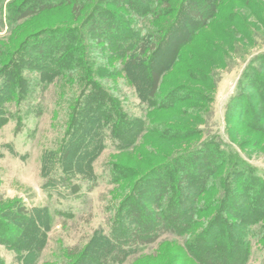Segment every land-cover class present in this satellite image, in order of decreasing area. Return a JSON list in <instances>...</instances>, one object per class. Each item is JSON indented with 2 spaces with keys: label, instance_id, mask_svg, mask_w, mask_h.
<instances>
[{
  "label": "rangeland",
  "instance_id": "374dc122",
  "mask_svg": "<svg viewBox=\"0 0 264 264\" xmlns=\"http://www.w3.org/2000/svg\"><path fill=\"white\" fill-rule=\"evenodd\" d=\"M203 1L215 14L199 28L192 41L180 49L177 60L167 66L185 31L176 33V41L169 44V52L159 58L162 59L159 97L150 106L138 97L122 75V59L112 55L114 50L106 42L99 46L103 50L94 54L84 37L72 42L74 51L65 57L63 66L68 73L50 75V82L44 89L41 87L45 81L38 83V72H29L37 88L23 104H19L18 97L17 103L14 99L16 104H5L11 117L0 124V202L4 204L0 207V223L7 226V237H20L25 248H31L35 243L40 250L36 253L31 250L32 253L21 261L13 250L0 244V264H98L95 260L104 246L100 240L102 232H109L118 203H125L127 197H132L130 189L137 174L161 162L175 150L195 146L210 137L220 138L264 177V130L255 129L253 124L247 123L245 115L241 116L235 110L229 121L225 118L228 102L236 91H240V98L245 96L254 109H259L261 104L256 89L264 87V0H219L216 5L211 0ZM12 2L0 0V73L9 63L11 53L28 36L46 29L80 28V20L85 17L83 14L77 19L70 5L64 4L9 24L6 13ZM149 3L156 12L137 16L147 17L149 30L165 26L163 21L167 18L173 19L174 16H167L157 1L149 0ZM109 9L118 12L121 18L128 17L126 8L113 5ZM144 22L140 21L142 25ZM187 23L191 27L196 25L189 20ZM78 32L85 33V30L82 27ZM60 36L58 34L51 43L57 46ZM252 63L255 67L262 63L261 68L253 71L249 68ZM88 77L106 90L117 106L144 118L146 130L134 145L117 149L107 138L105 146L98 150L97 135L93 131H80V128L75 129L67 145L63 143L78 104V95ZM45 78L43 75L42 80ZM172 90L185 93L183 96L188 99L183 101L182 98L170 107L161 105ZM20 121L22 125L18 129ZM164 124L186 127L175 134L182 138L170 139L163 131L160 134L159 129ZM91 145L95 147L89 153L87 149ZM68 151L75 169L82 171L76 178L79 190L71 192L60 187L59 191H46L42 186L45 164L52 165L61 152L66 160ZM88 157H91V170L86 165ZM113 164L129 166V173L126 170L128 174L116 180L110 174ZM228 168L229 162L222 163L206 184L193 215V219L196 217L195 230H202L210 218L225 208L219 206V201ZM255 189H258L256 183L254 188H243L239 193L247 194L246 198L236 201L237 205L247 208L248 196ZM23 204L29 209L30 221L10 217ZM143 207L146 210L152 208L148 203ZM261 210L264 214V209ZM34 217L42 229L35 225ZM231 219L225 214V219L220 220V232L215 235L221 242L228 241L231 236L225 226ZM248 229L249 249L246 255L241 254L237 263L264 264V216H255ZM41 230L44 238L39 233ZM184 248L180 236L164 234L154 244L130 253L123 262L110 264H199L186 255ZM72 253H76L75 256H71Z\"/></svg>",
  "mask_w": 264,
  "mask_h": 264
},
{
  "label": "trees",
  "instance_id": "16d2710c",
  "mask_svg": "<svg viewBox=\"0 0 264 264\" xmlns=\"http://www.w3.org/2000/svg\"><path fill=\"white\" fill-rule=\"evenodd\" d=\"M154 1H157L158 6L161 4L167 16L174 17L171 20L165 19L163 21L165 26L149 30L147 17H137L146 16L148 12H156L151 8L149 0H17V2L13 0L6 13L9 24L53 7L68 4L77 19L85 15L83 20H80L81 23L79 22L80 28L83 27L85 33L78 32L80 28L76 26L46 29L28 36L21 46L11 53L9 63L0 73V124L11 117V113L5 109V104L15 103L14 99L17 103V97L20 98V102L22 101L19 104H23L27 96L34 91L36 83L32 81L34 78L30 79L29 72H38V83L45 81L41 87L43 89L50 82V75L59 76L68 73L63 68L65 57L73 53L74 41L81 37L87 39V45L93 54L102 51V47L99 46L105 42L110 44L114 50L112 55L122 59V75L127 78L138 97L150 106L159 97L162 77L159 71L162 59L159 58L169 52V44L174 41L176 33L185 31L183 39L176 43L178 45L167 61V66L177 60L180 49L189 44L199 28L215 14L210 10L211 6L203 0ZM211 1L216 5V1L219 0ZM174 2L178 4L175 5ZM113 5L117 8H126L127 13L129 12L128 17L121 18L118 12L109 9ZM142 20L147 22L146 28L144 25L146 22L143 23L144 26L140 23ZM188 20L196 25L191 27V24L187 23ZM58 34L61 36L56 46V43L51 42H54L53 39ZM85 60L83 64H86ZM261 64L255 67L252 63L249 68L256 72L261 68ZM43 75L46 76L45 80H42ZM85 81L63 143L66 142L67 145L75 134V129L80 128V131H93L97 135L98 150L105 146L107 138L114 142L117 149L134 145L146 130L144 118L130 114L117 106L113 97L100 88L91 77ZM262 88L256 89L261 97L259 109H254L246 101L245 96L241 99L242 93L236 91L228 102L226 120H230L235 110L240 112L241 116L245 115L247 123L253 124L255 129L264 130V89ZM183 94L185 93L172 90L163 98L165 103L161 105L170 107L182 98L183 101L187 100L188 98ZM21 125L22 121L18 122L17 128L19 129ZM185 128L164 124L159 131L160 134L163 131L166 137L174 139L182 138L175 134ZM94 147V145L88 147V152H93ZM66 155L68 157L66 156L65 160L62 152L58 153L52 165L45 164L42 186L46 191H59L60 187H65L71 192L79 190L80 185L76 182V178L82 171L79 168L75 169L69 151ZM226 162H229V168L222 181L221 199L218 200L219 206L225 207H222L224 211L221 208V211L210 218V222L202 230H195L196 217L193 219V215L197 210L196 204L205 192L210 177L222 163ZM86 165L91 170V157L87 158ZM128 168L127 165L113 164L110 167V174L119 180L124 174L129 173ZM137 176L130 189L132 197H127L125 203L121 201L118 203L109 232H102L100 240L104 246L98 251L99 257L95 263L123 262L130 253L154 244L164 234L180 236L184 240L186 255L199 264H235L242 253L247 254L249 225L255 216H264L261 210L264 209V177L256 167L232 152L220 138L210 137L195 146L175 150L162 158L161 162L151 165L148 170ZM255 183L258 189H255L247 199L250 208L237 205L236 201L244 200L247 195L239 192L243 188H254ZM235 197L238 198L235 200ZM144 203L151 204L152 208L144 209ZM3 205L0 202V207ZM40 209L39 211L43 212V209ZM225 214L232 218L231 221L225 222L227 230L231 231V236L228 241L221 242L215 234L220 232L219 224L222 223L220 220L225 219ZM10 217L30 221L29 209L23 204L18 212L14 210ZM33 221L39 229H42L36 217ZM245 222H248V226L244 225ZM39 233L42 235L41 238H44L43 231ZM8 237L7 226L0 223V244L13 250L21 261L32 253L31 250L35 253L40 250L35 243L33 247L25 248L20 237L10 235ZM74 254L76 253H72L71 256H75Z\"/></svg>",
  "mask_w": 264,
  "mask_h": 264
}]
</instances>
